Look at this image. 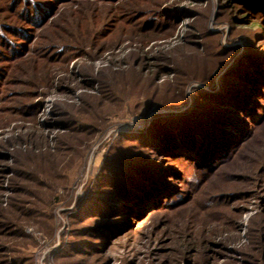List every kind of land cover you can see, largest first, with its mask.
Returning a JSON list of instances; mask_svg holds the SVG:
<instances>
[{
  "label": "trees",
  "instance_id": "1",
  "mask_svg": "<svg viewBox=\"0 0 264 264\" xmlns=\"http://www.w3.org/2000/svg\"><path fill=\"white\" fill-rule=\"evenodd\" d=\"M218 1V16H228L234 30L247 26V51L222 77L220 93L197 90L188 113L156 117L144 133L114 139L90 188L68 216L70 230L62 235L57 264H133L109 257L117 240L125 237L122 241L130 243L148 226L153 241L156 232L179 224L181 245L175 251L182 264H218L226 256L217 258L212 247H226L209 239V226L238 229L250 205L255 208L250 242L257 252L248 258L251 264H264V0ZM188 11L175 0H0V132L14 123L35 125L43 98L53 89L83 93L79 107L54 109L48 127L58 131L55 152L36 153L33 147L11 153L24 136L0 143V264H35L32 249L21 242L29 239L24 226H46L43 217L55 205L53 191L62 180L70 184L82 162L80 139L90 142L103 130L102 108L118 99L122 87L136 84L151 109L185 104L184 87L191 80L212 83L209 71L224 65L234 49L205 31L203 15ZM188 14L199 16L201 28L190 25L193 32L185 41L212 39L206 54L220 57L213 66L205 63L201 77L185 75L188 68L172 59L162 72L173 74L174 82L162 84L156 80L159 71L154 78L143 75L141 57L126 69L107 66L99 72L84 63L124 42L144 52L172 36ZM79 61L81 68L71 72V64ZM207 131L211 134L204 135ZM159 246L152 250L156 257L167 253Z\"/></svg>",
  "mask_w": 264,
  "mask_h": 264
},
{
  "label": "rangeland",
  "instance_id": "2",
  "mask_svg": "<svg viewBox=\"0 0 264 264\" xmlns=\"http://www.w3.org/2000/svg\"><path fill=\"white\" fill-rule=\"evenodd\" d=\"M175 1L179 2L182 8L199 13L200 18L204 16L201 24L205 31L209 34L216 35L217 43H220V45L226 48H232L234 51L230 57L226 56L228 59L224 65H218L214 69L211 68L212 70L209 71V78H211L212 81L211 84L197 79L187 82L184 87L185 93L187 94V101L183 105L177 107H163L160 105L161 107L155 106L148 109L149 104L147 103L149 97H147L136 84L132 83L122 87L121 94H119L115 102L106 104L102 108L104 114L101 113L106 117L103 130L97 133L90 142L85 139H80L82 145L78 147L84 153L82 162L77 167L72 182L67 184L62 180L59 187L53 191L55 205L53 208H48L46 210V216L43 217L46 226L43 229H38V225L32 222L24 226V231L26 235L29 236V241L26 239L25 241L21 240V242L23 244L25 243L27 248L30 246L32 249V253L35 257V264H57L55 262L57 253H54V256L53 252L50 253L48 260L44 254L55 247L59 235L62 236L66 231L69 232L70 223L68 216L76 211L79 199H81L90 188L92 179L99 172L114 139L119 137V135H140L144 133L156 117L188 113L193 107L194 93L197 90L212 94L220 93L222 90V77L227 70L232 67L233 63L247 51L248 45L244 35L247 31V26L244 25L234 30L233 26L226 19L228 16L219 17L218 0ZM199 16L193 17L188 14V16L183 18L182 24L172 36L165 35L163 38L150 44L144 52L138 51L137 44L129 45L128 42H124L122 45L106 52L97 61L84 63L87 65L90 64L95 72H99L107 66H112L113 69L122 66L121 69H126L133 59L136 60L138 57H141L139 67L143 70L142 73L145 77L154 78L157 71L161 72L159 76L156 77L158 84L173 81L174 79L173 74L162 72L164 67L170 65L168 62L169 59H172L177 65H184L183 68L187 67L188 70H184L185 75H189V77L197 74L200 75L205 69V63L208 64V66H213L215 60H218L220 57H215L213 55L208 56L206 54L205 49L212 43V39H193V41H191L192 44L185 41V37L193 32L190 25H199ZM201 24L198 27L201 28ZM218 52V50H215V53ZM131 54L133 58H129ZM143 58L145 59L143 60ZM82 65L83 63L80 61L77 63L73 62L70 66V70L72 69L71 72H77ZM197 77H201V75ZM82 94L83 93L78 89L75 93H64L57 91V89H53L51 94L43 98L44 103L35 125L14 123L4 132H0V143L10 138L24 136V140H19L18 143L11 146V153H14L13 151L15 150L23 152L29 151L30 148L33 147L36 153L55 152L58 131L50 130L48 127V124L53 119L54 109L60 104H73L79 107ZM151 94H154L153 89L151 90ZM233 119L234 118L231 120L234 121L235 119ZM32 132L36 135L30 139L28 134ZM205 134L208 135L211 134V132H204V135ZM39 135L44 136L45 141H41L40 143ZM86 142L89 143L88 146H84ZM71 153L73 155L76 154L75 152ZM6 164L11 165V160L7 161ZM61 164L63 165V163ZM58 169L60 170V166H58ZM7 181L8 179L5 180L4 185H7ZM63 184L66 186V189L62 186ZM5 199L7 202V198ZM249 208L250 210L238 219L239 228L236 230L225 227L222 228L217 225L209 226V239L214 243L221 242L227 249H223V247L220 249V247L218 248L216 246L212 247L213 250L217 251V258H219L222 253L226 256L225 259L219 258L220 261L218 264H222L224 260L228 261L231 258L237 260V262L235 261L233 264L252 263L248 256L255 255L257 251L250 242L251 235L249 234V228L251 227L250 220L251 217H253L252 215L254 214L255 208L252 205H250ZM179 225L180 227L175 226L174 228L164 227L162 230L156 232L155 241L153 240L154 242L152 241V229L148 226L143 227V235L136 238L134 237L130 243L126 240L122 241L125 237L121 240H117V242L111 246L108 255L116 261L127 258L129 261H133V264H164L162 259L167 260L168 263L166 264H182L183 260L181 253L175 251L179 249V245H181L180 231L183 225ZM120 241L123 242L122 246H116ZM159 241H163L164 243L162 242L159 246ZM158 246L159 248L167 250V253L162 255V257L154 256L155 254L152 251ZM51 257H54V259ZM157 258L158 260H156Z\"/></svg>",
  "mask_w": 264,
  "mask_h": 264
},
{
  "label": "built area",
  "instance_id": "3",
  "mask_svg": "<svg viewBox=\"0 0 264 264\" xmlns=\"http://www.w3.org/2000/svg\"><path fill=\"white\" fill-rule=\"evenodd\" d=\"M63 232H65V231H63ZM62 243H63L62 236L59 235L57 238V242L55 244V247L53 249H51L50 251H48L46 254H44L47 257V258L46 257L45 258L48 260V258L50 257L49 255L52 252H53V256H54V253L55 254L58 253L62 249ZM51 258L54 259V257H51Z\"/></svg>",
  "mask_w": 264,
  "mask_h": 264
}]
</instances>
